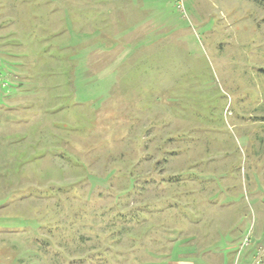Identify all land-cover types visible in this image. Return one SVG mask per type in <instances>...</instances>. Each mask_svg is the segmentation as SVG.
Here are the masks:
<instances>
[{
	"label": "rangeland",
	"instance_id": "374dc122",
	"mask_svg": "<svg viewBox=\"0 0 264 264\" xmlns=\"http://www.w3.org/2000/svg\"><path fill=\"white\" fill-rule=\"evenodd\" d=\"M0 264H264V5L0 0Z\"/></svg>",
	"mask_w": 264,
	"mask_h": 264
},
{
	"label": "trees",
	"instance_id": "16d2710c",
	"mask_svg": "<svg viewBox=\"0 0 264 264\" xmlns=\"http://www.w3.org/2000/svg\"><path fill=\"white\" fill-rule=\"evenodd\" d=\"M256 3L260 4V5H264V0H254Z\"/></svg>",
	"mask_w": 264,
	"mask_h": 264
}]
</instances>
